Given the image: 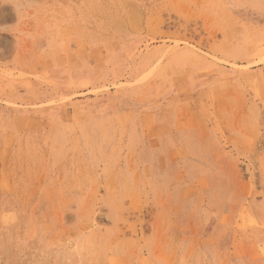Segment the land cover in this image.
Segmentation results:
<instances>
[{
	"label": "rangeland",
	"instance_id": "rangeland-1",
	"mask_svg": "<svg viewBox=\"0 0 264 264\" xmlns=\"http://www.w3.org/2000/svg\"><path fill=\"white\" fill-rule=\"evenodd\" d=\"M0 264H264V0H0Z\"/></svg>",
	"mask_w": 264,
	"mask_h": 264
}]
</instances>
